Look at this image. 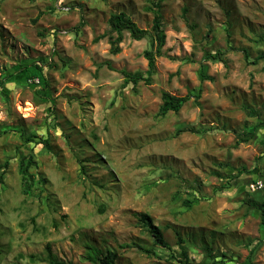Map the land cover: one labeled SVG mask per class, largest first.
I'll use <instances>...</instances> for the list:
<instances>
[{
  "label": "rangeland",
  "instance_id": "374dc122",
  "mask_svg": "<svg viewBox=\"0 0 264 264\" xmlns=\"http://www.w3.org/2000/svg\"><path fill=\"white\" fill-rule=\"evenodd\" d=\"M119 11L148 30L161 14L149 84L121 72L146 74L148 38L123 32L109 51ZM263 32L264 0H0V264H48V251L92 264L88 245L114 264H264V224L246 204L264 203V62L251 63ZM163 91L188 100L160 116ZM244 131L255 134L237 142ZM29 152L45 181L24 194Z\"/></svg>",
  "mask_w": 264,
  "mask_h": 264
},
{
  "label": "trees",
  "instance_id": "16d2710c",
  "mask_svg": "<svg viewBox=\"0 0 264 264\" xmlns=\"http://www.w3.org/2000/svg\"><path fill=\"white\" fill-rule=\"evenodd\" d=\"M108 24L110 27V33H115V36L110 37V47L109 51L112 54L118 53L120 51L119 44L123 39V32H128L129 36L134 40H141L143 38H148L149 47L142 51V56L146 60L147 64V72L144 74L141 71H126L122 70L123 81L124 83H132V85H136L139 81H144V83L149 84L151 81V74L155 70V59L157 56H161L162 54V46L165 42V32H164V25L162 22L161 14L159 12H154L151 21L150 29L140 28L125 12L119 11L111 13L108 18ZM229 24L227 25L228 28ZM106 34H102L96 36L94 38L95 41H98ZM227 38L229 39L230 33L227 31L226 34ZM259 39L264 41V32L259 35ZM223 51L216 50V51H209L204 50L203 52V60L211 61V62H223L226 63V59L223 56ZM244 57L246 59L249 58V53L244 51ZM259 59H262L264 62V52L258 54L256 58L251 60V63H257ZM207 66L206 64H201V76L203 78H208L206 74ZM188 100V96H176L170 94L169 92L163 91L161 93V103L158 107V115L164 116L169 111L174 113L178 112L183 104ZM259 125H264L259 124ZM254 131H244L238 135L237 142L247 141L250 137L254 136ZM43 144L45 147H48V141L43 140ZM37 162L34 159L33 153H28L22 155L17 164V171L20 176V185L21 191L24 194L30 193L32 188L35 185H42L45 181L43 178L39 177L37 173L33 171L36 167ZM7 165V162L4 163L3 167ZM3 174L4 171L0 173V189L3 185ZM246 204L250 207H254L259 210V217L262 224H264V203L263 202H256L255 200H247ZM137 222L141 227H143L146 232L151 236L155 244H158L162 247H169L161 229L153 223L152 218L146 212H141L136 215ZM262 241L257 242V244L252 248L251 254L255 253L256 249L261 245ZM133 246L138 247L145 253H150V250L147 248H143L138 243H132ZM126 247H130V244H126ZM251 256V257H252ZM84 259L91 262L92 264H114L113 263V255L109 250L103 251L101 248L96 246H87L86 254ZM45 261L48 264H71L69 262H65L63 260L57 259L55 256L51 254L50 251L47 252L45 256Z\"/></svg>",
  "mask_w": 264,
  "mask_h": 264
},
{
  "label": "built area",
  "instance_id": "2783aa9c",
  "mask_svg": "<svg viewBox=\"0 0 264 264\" xmlns=\"http://www.w3.org/2000/svg\"><path fill=\"white\" fill-rule=\"evenodd\" d=\"M64 10H67L68 8L67 7H63Z\"/></svg>",
  "mask_w": 264,
  "mask_h": 264
}]
</instances>
